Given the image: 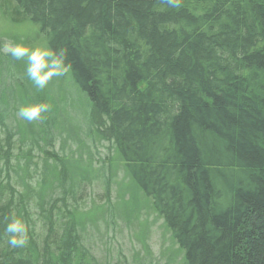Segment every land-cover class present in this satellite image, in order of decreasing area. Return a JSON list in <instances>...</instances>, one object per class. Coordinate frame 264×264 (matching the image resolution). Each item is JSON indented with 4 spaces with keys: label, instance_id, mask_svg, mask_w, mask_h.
<instances>
[{
    "label": "trees",
    "instance_id": "obj_1",
    "mask_svg": "<svg viewBox=\"0 0 264 264\" xmlns=\"http://www.w3.org/2000/svg\"><path fill=\"white\" fill-rule=\"evenodd\" d=\"M1 21L0 45L65 48L72 70L37 91L0 50V264H111L84 238L104 206L80 205L105 176L111 219L161 220L166 264H264V0H0ZM41 102V120L18 118ZM139 259L123 264H158Z\"/></svg>",
    "mask_w": 264,
    "mask_h": 264
},
{
    "label": "rangeland",
    "instance_id": "obj_2",
    "mask_svg": "<svg viewBox=\"0 0 264 264\" xmlns=\"http://www.w3.org/2000/svg\"><path fill=\"white\" fill-rule=\"evenodd\" d=\"M11 33L9 26L5 23V21H1L0 23V31ZM5 37V36H4ZM7 40V38H4ZM1 48H3V45ZM77 108V110H71L70 112L78 122H82L84 116L86 115V111L84 107ZM78 112H81L78 114ZM83 114V119L81 117ZM80 116V117H79ZM89 120V119H88ZM83 123L84 120H83ZM80 128L83 131V124L80 125ZM85 129V128H84ZM108 142V141H107ZM103 141L100 144H95L90 146L92 159L94 160V166L103 167L106 165V161L108 157L112 156V153L108 152V143ZM57 149H59L57 147ZM62 155V154H60ZM105 173V172H104ZM119 178L123 177L122 172H118ZM119 181V180H116ZM115 181V183H116ZM115 183H112V180L105 176L101 178V182L94 181L92 185L83 186V198L81 200L80 205L83 206V211L86 210L91 211L92 204L104 206L106 209L108 205H115L119 203L117 200V196L119 194L120 188L116 186ZM110 194V197H106L103 199L105 194ZM108 202V203H107ZM108 204V205H106ZM102 209L97 215V221L88 223L87 236L84 235L85 243H90V248L92 252L103 261L105 259L109 261L111 264H123V260L125 259L126 263L131 262L136 255V259L138 260H151L153 263L158 262V264H166L165 259L162 258V254H165L167 257L169 252L164 251L162 248L166 249L169 247L167 243V235L165 234L164 229L161 227V220L155 219L153 215L146 217L144 219H140L138 222L134 221L130 224H127L117 216L111 219L108 215V210ZM117 209V207H116ZM146 219L150 224V228L146 229L144 232L147 234V248L136 240V236L138 234L140 226L146 223ZM129 223V222H128ZM139 224V228H135L134 224ZM131 225V226H128ZM97 235V239H90V237ZM93 254V255H94Z\"/></svg>",
    "mask_w": 264,
    "mask_h": 264
},
{
    "label": "clouds",
    "instance_id": "obj_3",
    "mask_svg": "<svg viewBox=\"0 0 264 264\" xmlns=\"http://www.w3.org/2000/svg\"><path fill=\"white\" fill-rule=\"evenodd\" d=\"M172 8L181 6L182 0H164ZM15 61L25 63V76L37 91H43L55 80L66 78L72 70L68 62L67 49L50 46H26L24 44L6 42L0 49ZM52 105L47 102L25 104L18 108V118L35 122L50 112ZM7 244L11 248H24L29 243V235L25 223L16 217H11L4 228Z\"/></svg>",
    "mask_w": 264,
    "mask_h": 264
}]
</instances>
